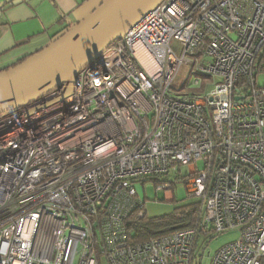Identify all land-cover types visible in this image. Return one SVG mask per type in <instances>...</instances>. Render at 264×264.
<instances>
[{
  "label": "built area",
  "instance_id": "1",
  "mask_svg": "<svg viewBox=\"0 0 264 264\" xmlns=\"http://www.w3.org/2000/svg\"><path fill=\"white\" fill-rule=\"evenodd\" d=\"M258 58L264 0H163L72 95L64 83L0 114V264H197L202 236L228 231L211 264H264ZM149 183L182 184L199 224L132 242Z\"/></svg>",
  "mask_w": 264,
  "mask_h": 264
},
{
  "label": "water",
  "instance_id": "2",
  "mask_svg": "<svg viewBox=\"0 0 264 264\" xmlns=\"http://www.w3.org/2000/svg\"><path fill=\"white\" fill-rule=\"evenodd\" d=\"M163 0H109L53 45L0 73V114L65 83L72 95L80 70L122 40ZM238 100V98H236Z\"/></svg>",
  "mask_w": 264,
  "mask_h": 264
},
{
  "label": "crops",
  "instance_id": "3",
  "mask_svg": "<svg viewBox=\"0 0 264 264\" xmlns=\"http://www.w3.org/2000/svg\"><path fill=\"white\" fill-rule=\"evenodd\" d=\"M2 1H0V73L14 69L53 45L61 35L77 27L109 0ZM148 185H145L146 189L143 186V190H147ZM173 194L174 191L163 192L164 200L175 204Z\"/></svg>",
  "mask_w": 264,
  "mask_h": 264
},
{
  "label": "rangeland",
  "instance_id": "4",
  "mask_svg": "<svg viewBox=\"0 0 264 264\" xmlns=\"http://www.w3.org/2000/svg\"><path fill=\"white\" fill-rule=\"evenodd\" d=\"M62 36L63 35H61V37ZM204 82L205 85L208 84L210 85L208 91H211L212 89L211 85H213V81L211 79H207ZM257 83L259 87L261 88L264 87V74H261L259 76ZM190 88H191L190 90L188 88H185L181 94H189L191 92H198V93L205 92V89L200 91L198 89V86L196 85H191ZM203 165L204 164L202 161L198 162V167L200 170L203 169ZM143 188H144L143 185L136 186L137 192L139 193L140 197L146 202V214H147L146 217L148 216L151 219L171 214L175 209L174 205H176L177 208H180L196 202V201L188 200L186 190L182 184H179L174 189L173 197L175 198L174 200L176 201L175 204L166 202L163 197V192H158L157 193L158 199H156L154 183L151 184L149 183L147 190H143ZM239 236L240 235L238 231H228L223 234L210 233L208 235L202 236L200 244L199 243L197 244V249H196L197 253H199L201 257L200 264H211L212 258L216 253V251H218V249H220L222 246L237 240ZM204 246L207 247L205 249L204 254L202 255ZM101 263L106 264L105 260L103 259Z\"/></svg>",
  "mask_w": 264,
  "mask_h": 264
},
{
  "label": "trees",
  "instance_id": "5",
  "mask_svg": "<svg viewBox=\"0 0 264 264\" xmlns=\"http://www.w3.org/2000/svg\"><path fill=\"white\" fill-rule=\"evenodd\" d=\"M257 65L259 72L264 74V59L258 58ZM200 210L201 205L196 201L184 207L177 208L176 206L172 214L164 217L153 219L145 217L140 222L130 225L131 241L134 243L148 242L178 231L195 228L200 222ZM200 262L201 257L199 264Z\"/></svg>",
  "mask_w": 264,
  "mask_h": 264
}]
</instances>
